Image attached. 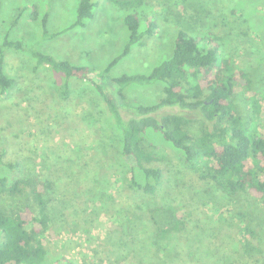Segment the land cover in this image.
<instances>
[{
  "label": "rangeland",
  "instance_id": "1",
  "mask_svg": "<svg viewBox=\"0 0 264 264\" xmlns=\"http://www.w3.org/2000/svg\"><path fill=\"white\" fill-rule=\"evenodd\" d=\"M78 1L0 0V41L6 37L21 39L31 50L98 70L102 81L108 83L105 77L150 72L171 55L178 28L199 31L208 25L222 37L225 52L241 62L254 63L249 68L254 87H264V19L256 12L264 7V0L263 5L256 2L261 6L255 10L254 0H148L159 25L156 36L134 46L107 73L103 69L122 51L128 38L123 15L133 9L120 8L110 0H96L95 16L85 27L60 33L75 20ZM233 7L241 9L248 20L229 22ZM148 11L144 5L143 12ZM47 13L46 29L55 35L46 38L42 20ZM34 63L27 48L13 50L7 57V72L17 83L7 94L0 92V155L6 148L4 159L19 157L23 166L14 172L0 166V174L17 178L40 170L54 176L60 186L50 207L48 254L42 264H261L238 260L233 235L220 228L214 231L204 223L206 216L219 215L215 207L206 205L208 199L217 205H244L262 213L261 200L248 193L230 199L212 183L193 181L181 166L176 150L161 140L157 142L166 156L161 162L166 167L163 184L154 195L129 188L124 181L126 165L120 155V133L92 84L72 80L71 96L66 100L59 93L64 87L54 83L51 70L42 67L35 71ZM164 86L162 81L132 83L125 90L126 102L156 103L164 96ZM106 88L112 93L117 90L114 84ZM260 98L261 109L253 122L249 97L238 92L235 103L252 129L264 131V97ZM163 112H182L191 118L189 132L200 134L202 119L195 111L172 107ZM123 113L135 114L130 108ZM153 138L160 139L158 135ZM28 191L5 195L1 206L11 211L32 203ZM105 207L111 213H106ZM173 208L189 211V238H167L162 242L169 248H159L155 231L158 224L170 223ZM124 210L132 217L128 229L120 226L125 216L116 218L118 212L112 213ZM195 222L202 228L197 229Z\"/></svg>",
  "mask_w": 264,
  "mask_h": 264
},
{
  "label": "trees",
  "instance_id": "2",
  "mask_svg": "<svg viewBox=\"0 0 264 264\" xmlns=\"http://www.w3.org/2000/svg\"><path fill=\"white\" fill-rule=\"evenodd\" d=\"M110 1L120 8L126 6L133 10L123 15L128 38L122 51L103 69L106 73L134 46L153 39L159 29L154 9L148 6V0ZM262 1L254 0V10L261 6L257 3ZM144 5L151 11L143 12ZM97 6L96 0H79L75 20L60 33L75 27H85L94 18ZM256 12L264 19V7L256 9ZM230 15L233 19H228L229 22L237 18L248 20L238 7H233ZM191 18L199 20L193 14ZM47 20L48 13L42 20L46 38L55 35L48 33ZM222 40L208 25L199 31L178 28L171 55L150 72L105 77L109 79L105 83L98 75L99 71L96 72L92 67L74 64L44 51L31 50L24 45L23 40L6 37L0 41V92L7 94L17 83L6 69L9 53L26 48L35 59L34 70L49 68L54 83L64 87L59 91L64 99L71 96L72 80L76 79L78 83L88 80L101 97L104 110L120 133V155L126 165V185L154 195L166 177V167L161 163L165 160V151L157 141L170 145L176 150L181 166L193 181L212 183L230 199L248 193L262 201L261 213L249 206L234 208L214 204L208 199L206 205L215 207L219 215L213 218L206 216L204 223L210 224L214 231L220 228L233 235L238 260L261 261L264 264V131L257 127L252 129L235 103L238 92H244L249 97L253 122L261 109L260 96L264 97V87L258 90L254 87V75L249 70L254 63L249 65L250 60H236L225 52ZM154 81H162L165 85L164 96L156 103L132 105L126 102L125 90L128 86ZM108 84L116 85L117 90L110 92L106 88ZM172 107L195 111L202 119L200 134L189 132L187 126L191 118L182 112H163ZM128 108L133 109L135 114L126 116L123 109ZM154 135L160 139H154ZM6 150L3 148L1 151L0 166L13 172L20 170L22 159H4ZM26 189L29 190L32 203L11 211L0 204V264H42L46 260V233L52 217L50 207L60 186L54 176L40 170L23 173L17 178H11L6 173L0 174V202L5 195L24 194ZM103 209L111 213L106 207ZM171 211L170 223L158 224L155 231L159 248L163 245L164 249L169 248L162 240H181L190 233L189 211L184 208H173ZM112 213H117L116 218L124 215V223L120 226L126 229L130 227L132 217L129 211ZM195 227L202 228L197 222Z\"/></svg>",
  "mask_w": 264,
  "mask_h": 264
}]
</instances>
